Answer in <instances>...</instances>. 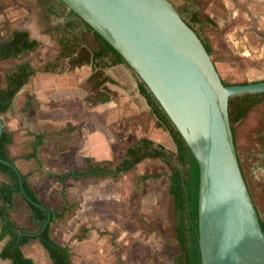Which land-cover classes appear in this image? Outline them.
Instances as JSON below:
<instances>
[{
	"label": "rangeland",
	"instance_id": "rangeland-1",
	"mask_svg": "<svg viewBox=\"0 0 264 264\" xmlns=\"http://www.w3.org/2000/svg\"><path fill=\"white\" fill-rule=\"evenodd\" d=\"M175 2L179 7L184 3L191 5L190 0ZM41 3L0 0V42L8 41L16 29L29 30L39 42L32 52L0 62V77L2 84L8 71L24 63L37 71L17 95V108H13L6 121H15L17 129L12 136L17 140L26 138L29 142L37 134L44 136L39 149L42 165L24 158L32 151L29 143L21 150L13 147L10 154L28 176L40 200L62 213L52 224L53 239L70 247L73 264H176L180 250L175 235L177 218L169 193L171 170L163 161L146 159L117 178L70 179L65 188L56 178L47 177L48 172L60 174L82 169L88 156L94 161L118 164L128 147L142 138H149L173 153L177 149L141 95L140 79L127 65L105 68L114 82L106 83L103 90L89 81L93 66L72 68L69 59L59 57L63 33L54 28L65 24V19L58 16L62 10L51 15ZM56 8L59 9L57 5ZM181 13L194 30L198 27L201 32V26L190 20L184 8ZM82 33V26L73 30L85 47L97 49L93 35L87 33L83 37ZM219 51L213 47V60L223 58ZM47 66L54 70L46 71ZM223 66L231 70L221 71L228 84L264 81L243 78L233 64ZM98 92H105L111 100L95 102ZM70 126L75 130L69 131ZM234 130L241 167L264 220V171L259 166L263 160L264 168V101L234 123ZM13 200V220L33 228L28 203L20 194ZM6 240L0 242V251ZM23 251L35 264H52L37 239L25 245ZM0 264L10 261L0 258Z\"/></svg>",
	"mask_w": 264,
	"mask_h": 264
},
{
	"label": "water",
	"instance_id": "water-1",
	"mask_svg": "<svg viewBox=\"0 0 264 264\" xmlns=\"http://www.w3.org/2000/svg\"><path fill=\"white\" fill-rule=\"evenodd\" d=\"M125 59L182 135L200 166L202 264H264L261 216L245 179L230 98L264 93V81L226 85L198 33L170 0H61ZM4 123L0 116V138ZM21 195L31 200L22 173ZM39 234V235H40Z\"/></svg>",
	"mask_w": 264,
	"mask_h": 264
},
{
	"label": "trees",
	"instance_id": "trees-1",
	"mask_svg": "<svg viewBox=\"0 0 264 264\" xmlns=\"http://www.w3.org/2000/svg\"><path fill=\"white\" fill-rule=\"evenodd\" d=\"M41 2L51 15L57 14L55 12L57 10H62V14L58 13V16H64L65 19V24L53 27L55 31L63 33L59 39L61 47L59 57L69 59L72 68L93 66V73L89 77V81H92L94 84L96 83V89L102 88L104 90L106 83L114 82L110 76L106 75L105 68L126 64L122 55L74 11L70 10L63 1L41 0ZM56 5L59 9L56 8ZM188 24L193 28L190 23ZM77 26L83 27V37L87 33L93 35L97 49L93 51L89 50L83 45L78 35H73V30ZM38 46L39 42L36 39H32L28 31L16 30L8 41L0 42V62L23 56L32 52ZM205 47L212 54L211 48L206 44ZM102 63H104V67ZM53 70V67L47 66L46 68V71ZM36 72V69L29 63L18 65L15 69L6 73V88L2 87L0 77V116L9 112L17 95ZM225 84L230 85L226 82ZM139 89L141 95L151 107L152 113L157 118L158 124L172 137L177 149L176 153L168 151L163 145L156 144L149 138H142L128 147L124 158L118 164L94 161L90 157H86L84 160L85 166L82 169H71L68 172L60 174L49 172L47 177L56 178L65 188L67 181L70 179L81 181L89 178H117L130 172L146 159H159L163 161L171 170L169 193L173 198L174 211L177 218L175 235L180 253L175 262L176 264H202L199 229V163L159 102L141 81L139 82ZM94 100L95 102L101 101L106 103L111 100V97L105 92H98ZM263 101L264 93L240 95L230 98L229 116L235 142L234 123L243 120L250 110ZM26 107H30V104H27ZM68 130L74 131L75 129L70 126ZM12 142L11 132L4 128L0 138V159L15 164V161L10 158L8 150ZM43 144L44 136L42 134L35 135L32 145L33 152L25 156V159L36 160L39 165H42L43 162L39 157V149ZM0 173L9 179V182L0 185V201L3 202V205H0V242L7 239L0 251V258L2 260H9L10 264H35L33 259L25 255L23 247L29 244L31 240L37 239L47 252L52 264H73L70 247L56 242L51 234L53 222L60 218L62 213L51 210L52 220L48 227L40 234L48 220V212L41 207L28 204L32 211L29 221L34 227L26 228L18 225L10 215V208L13 206L15 195H21L19 177L16 171L1 162ZM22 177L25 191L31 200L38 205L44 206L37 191L29 183L28 176L22 175ZM144 178H149V176L145 175ZM261 226L264 232L263 219L261 220Z\"/></svg>",
	"mask_w": 264,
	"mask_h": 264
},
{
	"label": "crops",
	"instance_id": "crops-1",
	"mask_svg": "<svg viewBox=\"0 0 264 264\" xmlns=\"http://www.w3.org/2000/svg\"><path fill=\"white\" fill-rule=\"evenodd\" d=\"M170 1L181 16V12L184 8L190 20L198 22L201 26V32L197 29L198 27L195 28V31H197L202 41L208 45L212 51L213 47L220 50V56H223V58L213 61L222 79H224V77L221 71L224 70L227 72L229 69H224V66L221 67V64H233L235 69H239V75L243 78L264 79V0H190V6L184 3L180 7L176 4L175 0ZM180 8H182V10ZM16 30H25L29 32L27 29ZM121 68L124 69V66ZM229 71L231 72V70ZM6 86L7 83L5 81L2 83V87L6 88ZM13 108H17L16 103L13 104L8 113L1 116L4 128L10 131L11 134L17 129L16 123L15 121L7 123L6 118L12 113ZM12 138L13 142L8 147V150L9 156L13 160L14 157L10 154L13 147H18V149L21 150L23 147H26L28 143L32 147L34 142L32 139L28 142L26 138H21L20 140H17V138L13 136ZM21 142H24V144ZM32 152L33 148L32 151L25 156ZM259 163L260 169L264 171L263 160ZM15 165L22 175H26L21 166L16 164V161ZM0 175V185L9 182V179L4 174ZM0 205H3L2 201H0ZM44 206L53 210L45 204ZM13 208L14 206L10 208V211Z\"/></svg>",
	"mask_w": 264,
	"mask_h": 264
}]
</instances>
